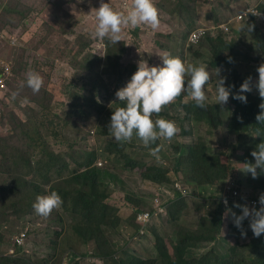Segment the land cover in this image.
Returning <instances> with one entry per match:
<instances>
[{"label":"rangeland","instance_id":"1","mask_svg":"<svg viewBox=\"0 0 264 264\" xmlns=\"http://www.w3.org/2000/svg\"><path fill=\"white\" fill-rule=\"evenodd\" d=\"M95 1L99 2H89ZM211 1L216 2L154 0V3L158 14L161 13L158 26L164 29V33L172 32L174 41L178 39V34L187 40L195 31L202 29L197 32L194 43L185 41L178 56L189 63L208 66L210 80L205 87L206 101L220 107L223 124L214 130L205 122L197 123L187 118L182 105L192 99L187 95L177 96L162 106L160 113H153L152 118L159 115L173 120L179 131L170 139L160 138L144 145L135 133L128 141H116L107 131L111 108L123 105V101H118L114 93L136 71L139 59L147 60L150 65L161 63L159 55L165 52L157 45L170 48L172 55H176L175 50L168 44L158 43L155 36L159 35L146 24L122 26L121 41L114 43L109 50L107 37L99 39L91 35L95 24L94 9L85 0H25V7L37 12L28 20L33 29L39 28L37 32L34 30L32 45L25 50L11 48L6 51L2 48L0 79L4 81L5 88L12 62H15L17 70L25 74L26 80L30 70L40 74L47 91L40 88L33 91L27 85L23 95H28L31 104H19L24 118L30 114H41L42 111L47 114L45 119L48 121L44 128L49 135H43L50 137L49 154L46 155L42 148L29 146V136L34 139L41 137V130L30 133L32 128L41 129V125L33 124L29 136L15 133L11 137L0 138V258H25V264H47L52 258L56 259L50 264H58L63 259H66L65 264H69V261L77 264L78 260L86 264H111V260L97 255L104 254V251H118L114 258L120 260L130 255L127 252L131 248L139 258L155 260L154 264H165L158 249V238L161 237L166 248L171 250L179 234L181 238L188 231L200 228L204 219L212 218L215 199L228 196L227 190L219 189L220 182L214 185L199 182L196 173L183 161L184 158L177 159L175 148L182 144L187 146L185 154L188 155L189 146L203 140L210 155L220 156L223 160L221 164L229 167L228 176L224 179L227 180L226 188L233 179L238 180L241 186L245 181L251 187L258 188L251 174L243 171L244 163L249 162L247 150L251 138L232 135L227 130L226 124L234 109L233 97L230 94L223 105L216 101L217 68L219 75L226 77L225 84L233 85L232 93L237 92L234 74L230 66L216 65L214 61L219 54L234 57V68L242 74L251 73L253 76L252 95L258 93L255 87L258 78L256 67L264 62V48L247 27L250 19L254 18L264 39V10L258 6L260 0H217L214 8L225 3L228 5V8L225 7L228 21L208 23L199 15V23L196 22L199 10L209 7ZM110 3L115 9L126 11L132 5V0H110ZM67 4L81 19L77 25L78 31L73 30L76 23L71 26V18L65 14L63 6ZM5 18L8 19L7 23ZM2 19L4 26L1 29L7 24L18 29L25 28L23 23L26 19L21 14L4 15ZM17 34L19 32L12 33L10 37L5 33L3 35L10 44H17ZM26 56L35 63L24 68ZM47 76L48 83L45 81ZM29 106H32V111ZM50 120H54L59 128L53 129ZM9 121L12 125L20 126L13 116ZM1 125L2 121L1 132H11V125L7 124L5 130ZM57 130L60 136L55 138ZM15 140L19 143L16 144ZM46 141L44 137L39 140L40 143ZM82 154L85 157H80ZM122 156L136 160L139 166H127ZM90 157L95 158L94 166L98 167L102 180L114 190L108 201L109 213L101 226L105 238L96 231L83 239L76 234L81 230L78 223L76 230H70L77 221L76 215L69 213L62 203L47 216L31 208V200L45 191L58 189L61 197L71 189L81 187L70 177L73 171L86 169ZM45 160L58 166L49 170L43 165ZM143 166H154L156 169ZM145 173L157 178V181L148 179ZM244 191L243 200L249 199V189L245 188ZM232 203L242 204L240 201H228L229 208L218 240L188 249L189 259H199L212 252L218 255V248L226 252L225 247H234L236 242L240 244L239 254H246L252 243L264 246V233L254 236L247 218L242 222L246 235H241V229L232 222L231 212L236 209L229 211ZM146 213L151 214L150 222L138 219L140 214ZM68 238L73 240L67 242ZM20 240H23V244L19 243ZM60 242L64 243V247L58 249Z\"/></svg>","mask_w":264,"mask_h":264},{"label":"trees","instance_id":"2","mask_svg":"<svg viewBox=\"0 0 264 264\" xmlns=\"http://www.w3.org/2000/svg\"><path fill=\"white\" fill-rule=\"evenodd\" d=\"M89 1L90 0H85L86 3L90 4V7L94 8L99 6V2ZM216 2L213 3V1H211L209 3V7L205 9H200L195 19L196 22L199 23V15L203 16L206 20H208V23L212 21H219L221 23L228 21V17L226 14L227 10L225 9V7L228 8V5L225 3L221 7L214 8V4ZM81 3L82 1L80 2V4ZM258 6H260L264 10V0H260ZM63 7V9L66 10L65 14L68 15L69 18H71L70 25L73 26V23H76V25L73 27V30L78 31L77 25L80 24V17L78 18L77 15L73 13V10L70 8V4L64 5ZM13 13H18L24 16L26 20L23 23V27L25 26V28L22 29L21 27L20 29H18L7 24L3 29H1L4 26V23L2 22L3 16L13 15ZM35 13L37 14V12H35V9L25 7V0H0V30H2L0 34L1 52H3L2 48H4V50L6 51H10L11 48H21L25 50L28 45H32V39L35 35V31L37 32L39 27L33 29V27L31 26V21H29L28 19H30ZM253 19L254 18L250 19L247 28L252 34H255L254 36L256 40L264 48V39L259 34V25L255 21V19ZM4 20L5 23H7L8 19L5 18ZM149 28L153 33L159 35L155 36V39L158 43H160L161 45L168 44L172 49L175 50L173 52L176 55H181L179 51L180 47L184 46L185 41H188V39L186 40L184 36L179 37L180 34H178V39L174 41L172 39V32L169 31L167 33H164V29L160 26L156 27L155 29H153L152 27ZM5 29H7L8 31L6 32ZM18 32L19 35L17 34V44H10L7 38H5L3 35L5 33L7 37H10L12 33ZM20 39L22 41V44H20ZM150 43L151 45H153V42ZM115 44L110 43L108 41L109 50H111ZM156 47L162 49V51L167 53H170L172 51L170 48L160 47L158 45ZM118 51L119 50H117V54L119 53ZM33 63L35 62L30 61L29 56H26L23 66L24 68H26ZM214 64H223L226 66H230V68L232 69V74H234V84H236L237 91L239 90V85L243 82V80L250 76L253 90L252 74H242L238 72L234 68L232 60H229L228 58L224 57V55L219 54L217 56V59L214 61ZM11 66V74L5 80L6 87H0V122L2 121V129L5 130L7 128V124H9L11 125L12 130L9 133H4L0 131V138L6 136L11 137L15 133L22 134L23 136H29V130L31 129L30 127L33 124L41 125V129L32 128L30 133L41 130L39 132L41 136L40 138L44 137L47 140L46 143H40V138L34 139L33 137L29 136V146L31 148L36 149L42 148L43 152L48 155L49 153L47 151V148H49L48 139H50V137L48 136L49 134L47 133V130L44 128V124L48 121L45 119L47 114L42 111L41 114H30L28 118H24V115L22 114L23 109L19 103L28 102L29 104H31L29 98H27L28 95H23V91H25L27 88L26 79L24 78L25 74H22V72L17 70L15 62H12ZM47 75H49V73H47ZM45 81L48 83V76L46 77ZM40 89L46 92L48 88L47 85L41 84ZM252 90L245 93V95L247 96L246 103H243L238 99H233L234 110L232 111L229 123L226 124L227 130L230 134L239 137L247 136L251 138V144L247 150L249 162H254V159L249 155L250 149L253 150L255 148V145L259 143L262 139V137L260 136H253L255 135L257 128L261 130V135H264V123L257 124L256 121V114L260 111V109L258 108V104L260 103L261 97L258 94V96L252 95ZM182 94L183 93H181V95ZM181 95L179 97H181ZM205 103L206 106L204 108H200L194 104L193 100H191L189 103L183 104L182 108H184L187 112V118H190L191 120L197 123L205 122L210 127L214 128V130H216L223 124L220 107L212 105L207 101ZM4 105L7 106L3 107ZM29 110L32 111V106H29ZM12 116L13 119L17 121L20 126L12 125V123L9 121L11 120ZM50 121L52 123L53 129L59 128L54 120ZM56 134H54V137L58 138L60 136L58 130L56 131ZM14 142L16 144L19 143L17 142V140H15ZM186 148L187 146L184 144L175 148L177 153V159L184 158L183 161L188 163L189 167L196 173V180H199V182L201 183H208L214 185L228 176V174L226 175V173L229 171V167L223 166L221 164L223 160L220 156H212L208 153L207 145L203 140L199 141L195 145L189 146L188 155L185 154ZM80 157H85V154H82ZM122 157L125 159V163L127 166H139V163L136 160L132 158H125V156ZM94 162L95 158L90 157L86 169L81 171H73V176L70 178L76 183L79 182L81 187L73 188L70 190V192H67L66 195L61 196V203L63 207H65V209L69 213H74L76 215L77 221L71 226L70 230H76L78 223V227H80L81 230L76 234H78L83 239L95 233L96 231H99L98 234L105 238L104 231L103 229H101V226L107 214L109 213L110 205L108 201L111 199V196L114 192V190L110 189L107 184L102 180L101 174L100 172H98L99 169L98 167L94 166ZM43 165L45 167H49V170H52L53 168H56L58 166L53 164V162H49V160H45V163ZM148 168L156 169V167L154 166L146 167V169ZM144 176H146L148 179L157 181V178L147 176L146 173L144 174ZM253 180L257 183L258 188L264 187V174L258 175L256 178H253ZM161 181H163V178H161ZM245 187L252 188L251 185L247 183H242L240 190L244 189ZM254 188L258 189L256 187ZM54 190L57 191L58 194H60V191L58 189ZM231 194L232 193H230V195ZM251 195L253 197L255 196L253 193ZM35 199L31 200L32 205ZM213 204L215 209L212 211V218L204 219V224L200 228L188 231V233H186V235L183 234L181 238L179 234L178 241L175 242L174 247H172L171 250L169 248H166V246L164 245V241L161 237L158 238V249L160 251V256L163 257L162 262H164L165 264H264V246L258 245L259 243H252L246 254H239L238 251L240 249V244L239 242H236L234 243V247L226 246V252L223 248H218V255H215L212 252L210 254L202 256L199 259L188 258V249L195 248L201 243H215L221 235L224 217L226 214V210L229 207H227V204L218 198L215 199ZM32 205L31 208L33 209ZM234 208L236 209L233 212H237L238 214L242 211L241 208L236 207L235 204L232 203L230 206L231 211ZM72 240L68 238V240L66 241L69 242ZM58 247V249L64 247V243L60 242ZM133 252L131 248H129L127 254L130 255H126V258H120V260L119 258H114V256L118 254V251H104V254L97 255V257L102 258L104 256L103 259L111 260V264H145V261H147V264L155 263V260H145L143 258H139L135 256ZM227 253L228 255H230L229 258H226L228 256L226 255ZM55 259L56 258H52L47 262V264H50L52 260L54 261ZM44 260L42 259V261ZM65 260L63 259V262L60 261L58 264H65ZM26 261L27 260L25 258L21 259L12 256H2L0 258V264H25ZM76 263L86 264L85 262H79V260ZM69 264H73V261H69Z\"/></svg>","mask_w":264,"mask_h":264},{"label":"clouds","instance_id":"3","mask_svg":"<svg viewBox=\"0 0 264 264\" xmlns=\"http://www.w3.org/2000/svg\"><path fill=\"white\" fill-rule=\"evenodd\" d=\"M93 9L95 24L91 30V35L99 39L107 37L110 43L121 41L122 26L130 25L134 27L146 24L155 29L160 23L154 0H132V5L126 11L115 9L110 0H99V6ZM201 30L195 31L187 42L194 43L197 32ZM159 56L161 63L154 65H150L145 59H139L136 62V71L125 85L118 88L114 93L118 101H123L122 106L111 108L112 112L107 124V131L116 141H128L133 133L144 145L156 142L160 138H172L179 131L175 121L159 115L153 119L152 114L160 113L162 106L173 101L181 93H183V97H186V95L190 97L196 106L200 108L206 106L205 87L210 80L208 66L203 63H189L182 60L180 56L167 52ZM224 57L234 60V57L227 55H224ZM256 71L258 78L255 87L258 90L257 94L261 97L258 104L260 111L256 114V121L257 124H261L264 123V62L256 67ZM215 74L217 77V104L223 105L226 103L230 94L233 97L232 102L233 99H238L243 103L247 102L245 93L252 90L250 76L243 80L237 92L232 93L233 85L225 84L226 77L219 75L218 68ZM26 83L33 91H38L42 84V78L38 72L30 70L27 74ZM253 136H260L262 139L255 145L253 150L250 149L249 155L254 159V162H245L243 171L256 178L258 175L264 174V135H261V130L257 128ZM220 183L219 189L228 192V196L224 195L220 198L224 203L228 205L230 200L242 202V204H235L236 207L242 209L239 214L231 212L232 222L237 228L241 229V235H246L242 224L245 218H248V227L252 230L254 236H260L264 233V187L258 189L245 187L250 191L248 193L249 199L243 200L245 188L240 190L241 185L238 180L233 179L229 182L227 188V180L223 179ZM242 183L246 182L243 181ZM235 191L239 192L237 196L234 194ZM230 193L232 194L230 195ZM252 193L255 195L254 197L259 195V207L248 206L249 200L253 198ZM61 202V197L57 191H45L44 194L37 195L32 207L36 213L47 216ZM141 215L138 216L139 220Z\"/></svg>","mask_w":264,"mask_h":264},{"label":"built area","instance_id":"4","mask_svg":"<svg viewBox=\"0 0 264 264\" xmlns=\"http://www.w3.org/2000/svg\"><path fill=\"white\" fill-rule=\"evenodd\" d=\"M0 87L1 88L4 87V81L2 79H0ZM234 194H235V196H237L239 194V192L238 191H235ZM258 198H259V195H257V197L251 198L249 200L248 206L249 207H253V206L259 207ZM140 220L149 222L151 220V214L150 213L142 214L140 216ZM19 243L20 244H23V240H20Z\"/></svg>","mask_w":264,"mask_h":264}]
</instances>
